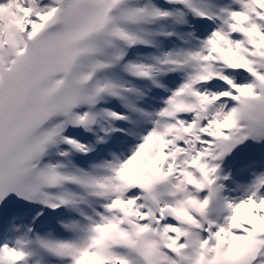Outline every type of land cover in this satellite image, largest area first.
<instances>
[{
    "label": "snow or ice",
    "instance_id": "snow-or-ice-1",
    "mask_svg": "<svg viewBox=\"0 0 264 264\" xmlns=\"http://www.w3.org/2000/svg\"><path fill=\"white\" fill-rule=\"evenodd\" d=\"M0 264H264V0H0Z\"/></svg>",
    "mask_w": 264,
    "mask_h": 264
}]
</instances>
